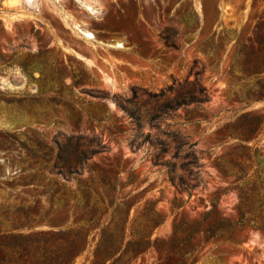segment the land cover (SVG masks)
I'll return each mask as SVG.
<instances>
[{
    "label": "rangeland",
    "instance_id": "obj_1",
    "mask_svg": "<svg viewBox=\"0 0 264 264\" xmlns=\"http://www.w3.org/2000/svg\"><path fill=\"white\" fill-rule=\"evenodd\" d=\"M194 86L208 96L199 126L182 123L183 107L162 122L194 143L200 182L188 194L152 163L150 144L131 146L124 107L134 90L172 100ZM96 143L104 149L89 154ZM244 195L258 218L264 0H0V213L9 218L0 219V264H42L49 242L40 236L78 229L77 247L53 264H110L151 210V243L129 264H264L261 229L198 232L235 221ZM118 207L117 252L104 262L98 240ZM180 223L182 242L171 239Z\"/></svg>",
    "mask_w": 264,
    "mask_h": 264
},
{
    "label": "trees",
    "instance_id": "obj_2",
    "mask_svg": "<svg viewBox=\"0 0 264 264\" xmlns=\"http://www.w3.org/2000/svg\"><path fill=\"white\" fill-rule=\"evenodd\" d=\"M252 66V63H248ZM196 75L199 72H195ZM179 86L182 84L179 82ZM175 85H170L167 90H172ZM164 96V92H149L145 90H134L131 98L127 99V105L124 107L130 121L135 124V135L131 139V146L134 144L140 145L142 143L150 144L155 149L154 158L152 159L153 164H160L165 167V173L167 174L168 181L175 187L178 192L186 191L189 194V190L195 187L200 182L199 170L196 169L201 166L195 153L191 147L194 143L187 141L186 136L181 134L178 129H166L162 128L163 120L168 117L176 116V111L183 107L185 112L183 114L184 124L197 125L201 123L200 117L202 116L197 110L204 109L198 107L203 101H206L207 90L204 87L194 86L192 91H187L185 94H181L172 100H160ZM154 102V104H152ZM192 107H189V105ZM197 105V107H196ZM144 125H148L150 130L146 133L142 132ZM167 127L168 124L164 123ZM252 133V128L248 129L246 133H242V136ZM97 147L90 149L89 154L101 151L104 149V145L96 143ZM168 154V161L159 162L158 155ZM86 153H82V158ZM215 165L221 170L222 173H227L225 164L221 160L217 159ZM235 166V163H234ZM238 166V165H236ZM239 166L242 165L239 163ZM71 170L69 169V172ZM76 172V169L73 170ZM57 173H60L58 171ZM85 193L91 195L90 187H85ZM66 198V197H65ZM66 200V199H64ZM249 206V207H248ZM259 217H252V201L248 195L240 196V205L238 207V217L235 221H228L221 218L216 224H212L205 227L203 230L198 232L201 235H207L212 237L218 235L220 237L227 236L231 231L239 228L250 227L254 229H261L264 231V202L259 204L258 208ZM114 218L112 219L111 226L103 229L98 245L103 246L102 252H98L99 257L104 259V262L111 259L117 251H114L118 244V235L120 226L122 224V210L120 207L113 213ZM3 213H0V219L9 218L4 217ZM143 222L141 223L140 229L131 232V238L127 241V245L124 250L114 258L110 264H117L119 262H126L129 264L136 249H143L147 244L151 243V234L148 229L152 224L158 221V213L151 210L150 213H143ZM91 219V218H90ZM89 220V219H88ZM201 220L199 221L200 224ZM196 223V222H194ZM0 222V229H1ZM188 227L184 223L178 224L174 230L171 239L176 241H184L188 237ZM81 229L77 231L65 234V235H54L47 236L46 234L40 236L38 239L42 240L46 238L49 242V246L46 247V255L41 261L42 264L56 263L59 259L69 254L71 248L77 247V242L80 239ZM155 247H158L157 243H154ZM53 247L56 249L53 250ZM79 251H76L75 255ZM32 255L38 253L32 252ZM56 254L54 258L52 255ZM42 256V254H39ZM48 256H52L48 259ZM37 261L34 264H37ZM61 263L63 260L60 261Z\"/></svg>",
    "mask_w": 264,
    "mask_h": 264
}]
</instances>
